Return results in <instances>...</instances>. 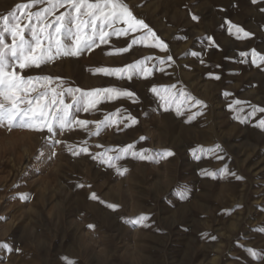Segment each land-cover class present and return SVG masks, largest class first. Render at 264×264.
<instances>
[{
    "label": "rangeland",
    "instance_id": "obj_1",
    "mask_svg": "<svg viewBox=\"0 0 264 264\" xmlns=\"http://www.w3.org/2000/svg\"><path fill=\"white\" fill-rule=\"evenodd\" d=\"M25 2L0 0V16ZM123 2L168 50L136 44L119 53L141 35L130 33L112 36L108 44L79 57L25 70L26 75L61 77L66 87L125 89L135 99H101L95 109L78 114L92 122L86 129L73 125L51 139L47 130L0 127V244L12 249L0 248V264H66L62 257L74 264H264V131L255 126L264 113L242 124L229 108L237 99L248 102L242 105L245 113L250 105L264 107V66L239 55L252 49L264 54V0ZM225 21L253 35L237 38ZM169 55L173 60L160 64ZM145 57L152 58L146 61L152 69L148 77L95 73L96 68L125 67ZM169 85L175 86L171 93L184 90L206 107L186 104L178 115L174 103L161 99L163 86ZM197 111L203 115L188 122ZM112 113H117L116 123L93 134L95 122ZM217 143L223 152L197 151L200 159L193 155L198 146ZM130 144L134 148L116 162L119 172L92 158ZM81 147L88 153L73 155ZM145 149L152 160L131 154ZM164 150L174 155L160 159L156 154ZM224 167L235 175L220 174ZM93 192L98 200L90 199ZM141 215L148 219L134 223Z\"/></svg>",
    "mask_w": 264,
    "mask_h": 264
},
{
    "label": "snow or ice",
    "instance_id": "obj_2",
    "mask_svg": "<svg viewBox=\"0 0 264 264\" xmlns=\"http://www.w3.org/2000/svg\"><path fill=\"white\" fill-rule=\"evenodd\" d=\"M253 4L260 0H251ZM38 10L33 11L34 8ZM60 9L64 11L57 12ZM264 12V8L261 9ZM193 20H198L196 15ZM228 25V32L237 38H248L253 34L246 31L243 27L225 21ZM123 25V27L119 26ZM233 30H235L233 32ZM141 33L132 39L127 47L120 48L119 53L128 52L136 44H144L148 47L157 48L167 52L168 45L157 33L143 20L137 18L123 0H27L25 3L15 5L14 9L7 15L0 16V127H7L9 131L14 128L40 131L47 130L49 139L57 134L70 130L71 126L77 125L86 129L90 122L86 119H78L80 112H89L100 104L101 99L113 100L120 97L135 99V93L115 87L95 88L83 90L78 87L65 86L61 77L50 75H26L25 70L33 68L39 69L44 65L54 62L62 57H79L85 51L99 47L101 44H108L112 36H128L130 33ZM10 39V42H8ZM210 43L214 44L212 37H206ZM218 47V45H217ZM241 57H251V63L257 66H264V54L256 49L250 52H240ZM152 59L145 57L132 64L119 68H96L95 73H103L108 76H125L130 80L134 74L148 77L152 74V69L146 66V61ZM172 56L160 58V64L172 61ZM259 62V63H258ZM215 76V79H219ZM174 85L163 86L165 96H161L166 103H174L178 115L184 113L181 109L184 105L206 107L202 100L196 99L190 93L181 90L179 94L171 93ZM152 92L159 95L158 86H153ZM229 96L230 93H224ZM70 98V102L66 100ZM248 102L234 100L229 108L236 115L234 119L244 124L250 119L257 117L258 113H264V107L250 105L251 111L244 112L242 105ZM243 113V114H242ZM117 113L106 115L103 120L95 122L96 133L98 134L101 126H109L116 121L113 117ZM197 115H203L202 111L193 112L188 117V122L195 119ZM133 123L135 119L128 117ZM255 126L264 131V118L256 121ZM143 140L144 137H141ZM61 143V141H53ZM134 145L130 144L121 149H109L108 152H118L117 155H108V152L93 156L108 167L117 168L116 162L129 154ZM87 147L73 150V155L88 153ZM149 150L145 149L139 153L131 152L134 157L141 160H152L153 156L147 155ZM212 152L220 153L223 149L219 143L204 148L198 146L193 155L200 159L196 153ZM55 155V153H53ZM160 159L173 156L171 150H164L157 153ZM223 159V156H218ZM158 162V161H157ZM127 171V169H124ZM222 175L230 173L227 167L218 170ZM122 174V173H121ZM202 174L215 177L216 172L202 170ZM237 179H243L237 176ZM84 187V185H77ZM180 187V186H178ZM188 189L183 188V192ZM27 199L26 196L21 197ZM92 200H98L96 193L90 196ZM103 203V201H101ZM109 208L116 209L115 204H108ZM148 219L147 215H141L134 223L142 224ZM89 227H93L89 225ZM215 239V237H213ZM0 248L11 251L7 243L0 244ZM249 252L253 256H261L252 249ZM264 258V256H261ZM66 264H74L67 257H62Z\"/></svg>",
    "mask_w": 264,
    "mask_h": 264
},
{
    "label": "bare ground",
    "instance_id": "obj_3",
    "mask_svg": "<svg viewBox=\"0 0 264 264\" xmlns=\"http://www.w3.org/2000/svg\"><path fill=\"white\" fill-rule=\"evenodd\" d=\"M165 116V115H164ZM162 119V118H161ZM168 120V118L167 117H163V120ZM167 136V133L165 132V130L164 129H162V137H166ZM15 140V139H14ZM31 140V139H30ZM22 142H23V138H22ZM25 142V141H24ZM32 142L31 141H29V144H31ZM28 144V143H27ZM143 171V170H142ZM141 172V171H140ZM134 176V175H133ZM137 176H139V175H137ZM141 176V175H140ZM142 177H144V175L142 176ZM141 177V178H142ZM132 184V183H131ZM156 189H157V187H156ZM139 198V197H138ZM137 200V199H136ZM140 203V202H139ZM198 208V207H197ZM184 210V209H183ZM2 229V228H1ZM41 239V238H40ZM42 240V239H41ZM131 253H129V255H130Z\"/></svg>",
    "mask_w": 264,
    "mask_h": 264
}]
</instances>
